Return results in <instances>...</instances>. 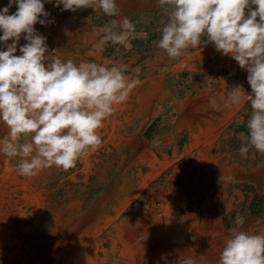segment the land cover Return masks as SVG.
Here are the masks:
<instances>
[{
  "label": "clouds",
  "instance_id": "1",
  "mask_svg": "<svg viewBox=\"0 0 264 264\" xmlns=\"http://www.w3.org/2000/svg\"><path fill=\"white\" fill-rule=\"evenodd\" d=\"M45 2L53 0H9L0 9V42L6 47L0 50V121L9 129L0 140V153L18 157L16 171L24 177L53 166L68 171L98 150L102 145L98 133L104 121L140 84L139 68L134 69L133 78L125 75L128 66L124 64H76L46 55V37L34 28L37 23L46 25L41 18L50 15ZM61 4L62 10L92 8L109 17L119 12L116 0H55L56 7ZM13 5L17 10L9 14ZM158 6L166 18L162 36L153 44L169 58L179 59L206 37L218 52L246 69L251 94L242 86L233 87L224 107L239 106L245 99L250 102L248 131L239 133V151L243 155L254 148L264 154V0H158ZM135 33L136 25L128 17L111 19L97 32L101 38L94 48L103 50L109 42L130 48ZM22 36L27 43L16 55ZM209 103L218 108L214 97ZM218 264H264V234L232 228Z\"/></svg>",
  "mask_w": 264,
  "mask_h": 264
},
{
  "label": "bare ground",
  "instance_id": "2",
  "mask_svg": "<svg viewBox=\"0 0 264 264\" xmlns=\"http://www.w3.org/2000/svg\"><path fill=\"white\" fill-rule=\"evenodd\" d=\"M157 1L116 0L119 12L115 17L121 20L132 13L138 15L139 11L157 7ZM8 2L0 0V9ZM62 9V4L59 8L55 6V0L45 2V11L50 15L41 18L46 25H34L46 37L49 49L46 55L62 62L71 59L76 64L96 58L108 66L111 62L103 55L104 48H94L101 38L97 35L100 28L92 23L94 10ZM16 10L13 5L9 14ZM25 43L22 36L16 55L21 54L19 47ZM0 50H6L3 42ZM141 95L139 84L126 102L115 106V115L104 121L99 133L102 130L117 133L121 127L120 123L116 126L119 120L116 113L124 110L133 96L140 101ZM211 132L208 135L202 128L190 144L192 148L202 146L198 154L182 155L175 151L171 157L168 152L158 155L149 151L141 155L138 167L129 175L131 181L118 191L110 210L86 236L82 247H76L71 256L74 264H184L186 260L192 264H218L232 228L264 234V206L260 213H254L249 205L241 206L247 195L250 204L256 192L264 194V156L249 161L247 156L214 154ZM8 134V127L0 121V140ZM167 147L164 145V151H168ZM92 152L83 157L87 168L93 160ZM182 158L185 164L181 163ZM18 162V157L0 153V264L25 262L33 220L29 217L42 211L49 179L61 170L53 166L36 176L24 177L16 171ZM246 185H252L256 191H247ZM101 233H105V239ZM57 257L55 252L52 258L55 263Z\"/></svg>",
  "mask_w": 264,
  "mask_h": 264
},
{
  "label": "rangeland",
  "instance_id": "3",
  "mask_svg": "<svg viewBox=\"0 0 264 264\" xmlns=\"http://www.w3.org/2000/svg\"><path fill=\"white\" fill-rule=\"evenodd\" d=\"M155 6V9H144L138 15L136 12L128 16L136 25L135 38L129 41L130 48L109 42L103 50V55L111 62L108 67L127 65L125 75L130 77L135 76L134 69H140V101L133 96L129 105L116 113L119 119L116 126L118 128L120 123L121 127L117 133L111 130L99 133L102 145L92 152L93 160L88 168L81 158L74 168L61 169L56 177H50L42 211L29 217L33 219L30 222L32 231L28 236L25 262L20 260V264H74L71 256L76 247H82L110 210L113 199L129 182V175L136 170L144 153L168 152L171 157L175 151L182 155L198 154L202 146L192 148L190 144L203 128L208 135L212 131L214 154L247 156L249 161L264 156L254 148L243 155L239 151L242 144L239 133L248 131L250 102L245 99L239 106H231L233 112L231 107H224L233 87L242 86L246 94H251L246 69H241L231 56L218 52L206 37L179 59L169 58L164 50L153 44L161 38L162 21L166 18L158 1ZM92 18V23L99 28L116 19L101 10L95 11ZM92 59L91 62L100 64L96 58ZM213 97L218 108L209 103ZM114 115L115 112L111 116ZM163 144L168 145V151H164ZM184 160L182 158V164L186 163ZM246 190L256 191L252 185H246ZM249 199L247 195L242 208L249 205L254 213L262 212L264 194L256 192L250 204ZM101 237L105 239V233H101ZM55 252L56 263L52 260Z\"/></svg>",
  "mask_w": 264,
  "mask_h": 264
}]
</instances>
